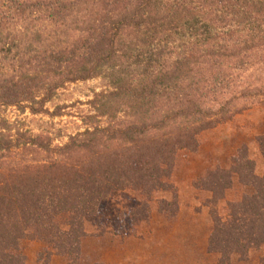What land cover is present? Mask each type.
<instances>
[{"label": "trees", "instance_id": "trees-1", "mask_svg": "<svg viewBox=\"0 0 264 264\" xmlns=\"http://www.w3.org/2000/svg\"><path fill=\"white\" fill-rule=\"evenodd\" d=\"M93 80L87 108L65 112L61 94ZM263 104L264 0H0V264H27L34 241L78 264L101 203L130 191L142 209L172 192L180 153ZM25 114L74 128L35 132ZM256 144L261 173L242 148L194 184L218 264H264V135Z\"/></svg>", "mask_w": 264, "mask_h": 264}, {"label": "rangeland", "instance_id": "rangeland-1", "mask_svg": "<svg viewBox=\"0 0 264 264\" xmlns=\"http://www.w3.org/2000/svg\"><path fill=\"white\" fill-rule=\"evenodd\" d=\"M99 87L97 80L72 85L61 94L60 104L71 106L65 112L76 113L77 108L85 110V102ZM15 116L13 111L8 113L11 121ZM19 120L24 122V128L35 132L48 127L71 132L74 128L68 116L52 124L47 118L28 114L20 116ZM262 135L264 104L201 134L197 152L180 153L169 181L172 192L155 193L149 205L142 209V198L137 193L126 191L112 195L99 205L94 217L84 221L86 235L81 241L78 264H218L217 256L206 251L211 223L203 205L209 194L198 190L194 184H198V179L207 171L227 167L242 148L247 149L257 173H261L256 138ZM235 194L227 193L226 200H231ZM173 196L174 211L160 212L161 201L170 202ZM22 248L27 264H67L62 257L48 259L46 247L40 242H24ZM231 264H257V257Z\"/></svg>", "mask_w": 264, "mask_h": 264}]
</instances>
